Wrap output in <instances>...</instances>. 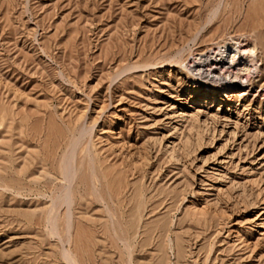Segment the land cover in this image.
<instances>
[{
	"label": "rangeland",
	"instance_id": "obj_1",
	"mask_svg": "<svg viewBox=\"0 0 264 264\" xmlns=\"http://www.w3.org/2000/svg\"><path fill=\"white\" fill-rule=\"evenodd\" d=\"M0 264H264V0H0Z\"/></svg>",
	"mask_w": 264,
	"mask_h": 264
},
{
	"label": "bare ground",
	"instance_id": "obj_2",
	"mask_svg": "<svg viewBox=\"0 0 264 264\" xmlns=\"http://www.w3.org/2000/svg\"><path fill=\"white\" fill-rule=\"evenodd\" d=\"M240 52V47L239 46H235V47H233V48H230V47H225L221 52H219V53H217L216 55H210L209 57L207 56V57H205L204 59H203V61H201L202 62V65L203 64H205V67H207V68H211V66L212 65H216V66H219V69L221 70V69H224L226 66L225 65H228V63L226 62V57H223L224 56V54H226L227 53V56L230 58V61H231V64H233V65H230L229 67H228V69H237L238 68V70L239 71H247V70H249L250 68H252L253 66L251 65L252 63H251V61H249V59H248V57H245V56H242L241 58H237L238 57V53ZM251 57V56H250ZM235 58H237V59H235ZM200 61V60H199ZM196 65V64H195ZM213 67V66H212ZM201 68V67H200ZM207 68H206V70H207ZM216 68V67H215ZM215 68H214V70H215ZM213 69V68H212ZM196 70H198V69H196ZM205 70V69H204ZM219 70V71H220ZM237 70V71H238ZM190 72H192V71H190ZM195 72V71H194ZM199 72H201V70H199ZM204 73V72H203ZM206 73V72H205ZM204 73V74H205ZM209 75H211L212 76V72H210V70L207 72ZM206 73V74H207ZM194 74V73H193ZM200 74V73H199ZM204 74H201V77L200 78H202V75H204ZM214 75L215 74H213V77H214ZM218 75V74H217ZM196 76V75H195ZM200 76V75H199ZM219 76V75H218ZM218 76H217V80H221V78L220 79H218ZM204 77H205V75H204ZM221 77V76H220ZM234 77V81L236 80H238V76L237 75H235V76H233ZM199 77H197V79H198ZM207 78V77H206ZM201 80V79H200ZM224 80V79H223ZM222 80V81H223ZM221 81V82H222ZM227 81V80H226ZM218 82V81H217ZM224 82V81H223ZM222 82V83H223ZM225 83V82H224ZM236 85V83L235 82H231V83H229V84H226L225 85V87L227 88V89H232L234 86Z\"/></svg>",
	"mask_w": 264,
	"mask_h": 264
}]
</instances>
